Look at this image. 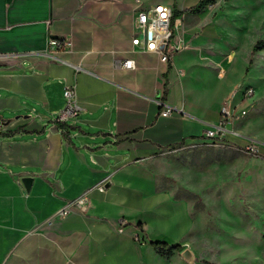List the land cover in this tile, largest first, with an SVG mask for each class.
Wrapping results in <instances>:
<instances>
[{
  "label": "crops",
  "instance_id": "0c3cea01",
  "mask_svg": "<svg viewBox=\"0 0 264 264\" xmlns=\"http://www.w3.org/2000/svg\"><path fill=\"white\" fill-rule=\"evenodd\" d=\"M157 4L169 3L0 0V114L26 111L0 119V264H143L142 252L153 249L151 217L158 233L170 215L188 217L186 201L159 188L153 162L200 141L243 83L228 81L232 52L190 32L204 19L187 8L178 7L182 29L168 61L134 47L137 10ZM51 38L65 44L56 57ZM127 57L136 68L115 65ZM213 70L217 76L204 72ZM74 83L81 111L62 127L56 112ZM166 105L174 111L162 115ZM102 181L107 188L89 192L86 211L59 216L66 201Z\"/></svg>",
  "mask_w": 264,
  "mask_h": 264
},
{
  "label": "rangeland",
  "instance_id": "374dc122",
  "mask_svg": "<svg viewBox=\"0 0 264 264\" xmlns=\"http://www.w3.org/2000/svg\"><path fill=\"white\" fill-rule=\"evenodd\" d=\"M141 1L169 3L175 11L199 0ZM191 13L204 22L195 24L190 32L210 34L215 37L217 52L234 54L228 81L243 83L237 88L234 104L247 113L235 118L232 125L259 143L260 150L252 153L226 142L177 150L172 146L162 151L153 162L158 186L185 200L189 214L186 219L178 216L179 212L170 215L162 233L157 232L158 222L151 217L148 231L152 239L171 244L175 241L182 247L170 259L148 247L142 252V263L264 264V47L254 50L256 43L264 40V0H216L203 11ZM175 29L177 33L182 26ZM204 72L217 76L214 70ZM198 87L204 86L199 82ZM247 87H253L255 93L245 101L243 92ZM25 113L6 111L0 119ZM164 207L170 212L171 208L178 210L173 205ZM138 239L141 241L140 236Z\"/></svg>",
  "mask_w": 264,
  "mask_h": 264
},
{
  "label": "built area",
  "instance_id": "2783aa9c",
  "mask_svg": "<svg viewBox=\"0 0 264 264\" xmlns=\"http://www.w3.org/2000/svg\"><path fill=\"white\" fill-rule=\"evenodd\" d=\"M174 14V8L169 4H157L152 7L144 8L140 7L137 10L136 29L134 30L132 38L133 46L140 51L156 52L161 56L163 61H168L170 58L169 50L176 49V47L172 45V39L174 38L176 27ZM63 45L65 44L62 40L58 38H51L50 46L54 49L51 51V55L56 57ZM115 65L128 69H134L136 68V60L131 57L116 59ZM74 67L77 71H80L83 68L80 64H75ZM218 75L220 77H224V70L220 69ZM254 93L255 89L253 87H247L244 89L243 97L249 99L254 95ZM64 98L65 105L61 110H59L55 118L56 122L59 123L67 122L71 118H76L81 111V106L77 96L76 83L65 86ZM173 111V106L166 105L161 111V114L169 115ZM246 113L247 110L245 108H237V106L232 102V99L226 100L221 107L219 121L206 129L200 141L181 144L174 148V150L198 145H220L227 142L240 145L252 153L258 152L260 150L259 143L255 142L250 137L244 136L240 131L231 127L235 118L244 116ZM230 136L242 140L243 143L235 139H231ZM106 188L107 182L102 181L90 188V190L81 196L66 201L65 205L59 210V216H66L73 208L86 211L88 209L89 192L92 189L105 191ZM120 224V230H123L125 223L121 221Z\"/></svg>",
  "mask_w": 264,
  "mask_h": 264
},
{
  "label": "trees",
  "instance_id": "16d2710c",
  "mask_svg": "<svg viewBox=\"0 0 264 264\" xmlns=\"http://www.w3.org/2000/svg\"><path fill=\"white\" fill-rule=\"evenodd\" d=\"M216 0H199L195 5L191 6L190 8H187L184 11H190V12H201L203 11L209 4L214 3ZM183 10H175V18L184 12ZM261 47H264V40H259L254 50H257ZM61 126H64V123H61ZM153 249L163 258L170 259L177 251H179L182 247L180 243H169L165 240H151L150 242Z\"/></svg>",
  "mask_w": 264,
  "mask_h": 264
},
{
  "label": "water",
  "instance_id": "95a60500",
  "mask_svg": "<svg viewBox=\"0 0 264 264\" xmlns=\"http://www.w3.org/2000/svg\"><path fill=\"white\" fill-rule=\"evenodd\" d=\"M33 178L31 176L23 177V182L25 187L29 190L32 184Z\"/></svg>",
  "mask_w": 264,
  "mask_h": 264
}]
</instances>
